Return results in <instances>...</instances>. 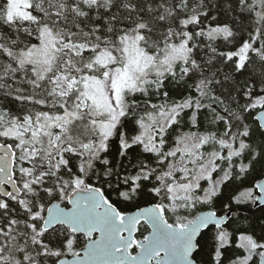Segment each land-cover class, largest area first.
Instances as JSON below:
<instances>
[{"label":"snow or ice","instance_id":"1","mask_svg":"<svg viewBox=\"0 0 264 264\" xmlns=\"http://www.w3.org/2000/svg\"><path fill=\"white\" fill-rule=\"evenodd\" d=\"M249 205L264 0H0V264H264Z\"/></svg>","mask_w":264,"mask_h":264},{"label":"trees","instance_id":"2","mask_svg":"<svg viewBox=\"0 0 264 264\" xmlns=\"http://www.w3.org/2000/svg\"><path fill=\"white\" fill-rule=\"evenodd\" d=\"M215 176V174H214ZM260 176L257 174L255 176V179H259ZM254 182L253 178H249V179H246L242 185H240V182H237V185H239V188L236 187V185H228L225 187L224 189V194H225V197L228 196V195H232V196H236V195H239L240 191L243 190L244 187H250L252 185V183ZM204 183V182H202ZM235 189V190H234ZM113 200L115 199V194H113ZM224 202L226 203L227 200L225 199ZM144 204H147L146 203V199L145 198H141L137 205H131V204H119L118 207H120V209L122 211H127V210H130V209H133V208H136L138 206H141V205H144ZM248 208L251 209V215L255 218V217H261V216H264V206H260V207H255V206H252V205H249ZM203 209H213L215 211H217L218 214H221L224 209L222 208V205L221 203L218 201L214 207L210 208L209 206L207 205H204V206H198L196 209L193 210V215H195L197 212H199L200 210H203ZM249 213L245 212L244 215H248ZM170 222H172V220L170 219ZM243 223L246 225L247 224V221H243ZM236 225H233V227H235ZM138 231L136 233L137 236H142L141 235V231L144 233L147 229V225L143 224V222H141V226H138ZM214 230V226H210V228L208 230H206V235H204L203 237H198V239L201 240V244L204 245V252L201 253V257L203 259H207V252H208V245L211 243V239H210V236H211V232ZM135 250V248L133 249ZM235 250V242L233 243L232 245V250H230L227 255L231 256L232 254V251Z\"/></svg>","mask_w":264,"mask_h":264},{"label":"water","instance_id":"3","mask_svg":"<svg viewBox=\"0 0 264 264\" xmlns=\"http://www.w3.org/2000/svg\"><path fill=\"white\" fill-rule=\"evenodd\" d=\"M261 178V177H260ZM259 178V179H260ZM146 206H148V203L147 204H144V205H141V206H138V207H146ZM137 210V207L136 208H133V209H130V210H127V211H125V212H127V213H131V212H134V211H136ZM209 210H213V209H203V210H200L199 212H197L196 214H199V213H201V212H207V211H209ZM195 214V215H196ZM148 231H150V229L149 230H147V232ZM147 232H146V234L145 235H147ZM137 251H139V249L137 250ZM136 253V252H135ZM135 253H133V254H135Z\"/></svg>","mask_w":264,"mask_h":264},{"label":"flooded vegetation","instance_id":"4","mask_svg":"<svg viewBox=\"0 0 264 264\" xmlns=\"http://www.w3.org/2000/svg\"><path fill=\"white\" fill-rule=\"evenodd\" d=\"M147 230H149L148 227H147L146 230H144V231H145V232L143 233L144 235L146 234ZM135 238H137V239H142L143 237H142V236H137V235L135 234ZM137 250H138V249H135V250H132V251H133V253H135Z\"/></svg>","mask_w":264,"mask_h":264},{"label":"rangeland","instance_id":"5","mask_svg":"<svg viewBox=\"0 0 264 264\" xmlns=\"http://www.w3.org/2000/svg\"><path fill=\"white\" fill-rule=\"evenodd\" d=\"M205 186H206V182H204Z\"/></svg>","mask_w":264,"mask_h":264}]
</instances>
